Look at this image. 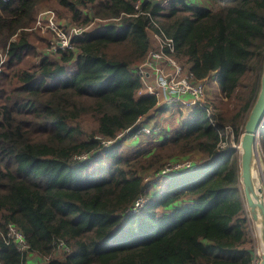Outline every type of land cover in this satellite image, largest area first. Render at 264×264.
I'll return each instance as SVG.
<instances>
[{
	"label": "trees",
	"instance_id": "16d2710c",
	"mask_svg": "<svg viewBox=\"0 0 264 264\" xmlns=\"http://www.w3.org/2000/svg\"><path fill=\"white\" fill-rule=\"evenodd\" d=\"M133 2L0 0V264L31 255L42 264H250L237 150L224 135L238 140L259 90L264 0H173L165 10L144 2L138 11ZM42 6L64 10L68 23L136 14L97 23L50 53L32 42ZM152 21L193 79L215 76L219 91L205 100L210 116L191 107L176 127L153 122L144 141L129 135L124 142L138 145L119 151L124 131L157 106L136 94ZM258 144L264 155V125ZM193 151L200 160L171 173L177 184L160 198L150 192L144 217L126 213L149 169ZM9 223L24 235L22 252L6 243Z\"/></svg>",
	"mask_w": 264,
	"mask_h": 264
},
{
	"label": "built area",
	"instance_id": "2783aa9c",
	"mask_svg": "<svg viewBox=\"0 0 264 264\" xmlns=\"http://www.w3.org/2000/svg\"><path fill=\"white\" fill-rule=\"evenodd\" d=\"M144 2H152L154 4H157L161 10H165L171 5L173 0H134L133 7L138 11ZM145 13L150 16L148 12ZM132 14H136V12L126 13L122 11L117 17H95L92 20L97 19L105 23L109 20H118L122 15ZM91 21L78 25L73 23H64L56 19L55 13L52 9H44L36 14L34 24L32 27H30V29L43 26L52 32L53 36L49 40L48 46L46 47V50L52 53L58 50H66L72 48V39L76 36L84 34L87 30H89ZM152 22L158 28V30H153L152 28H150V30L155 33L159 44L155 47H149L144 57L137 63L135 67L136 74L138 76V86L136 88V94H149L155 96L157 105L162 102L161 104H164L162 105L164 107L168 106L170 103L180 104L187 109H191V107H201L206 111L207 115L210 116L212 110L211 104L205 102V84L193 79V74L188 69V65H186L181 60H178L173 55L175 51L173 39L162 33L155 21ZM2 61L3 58L0 59V70ZM162 99H165V101H162ZM143 126L146 132H150V128L148 127V125L143 124ZM133 128H136L135 131H138L140 129L144 130V128L138 124H135ZM132 129L128 130H130L131 132ZM136 135L137 133L135 134V136ZM232 136L233 135L229 130H227L226 134L224 135L225 138L228 137L229 142L232 140ZM112 142L113 141L107 140L105 142V145L108 146ZM230 143L234 148H236L234 146L235 142ZM221 146L224 147V143H222ZM260 151L261 157H259L258 159V166L259 168H261V172H264V155L261 149ZM168 164L171 165L165 167ZM192 164L193 162L191 160L168 161L162 167L161 171L159 170V172L160 174L166 175L175 171L187 170L192 167ZM241 198L243 205L242 215L246 218L248 224H250L252 217L243 197V193L241 194ZM146 201L147 199L143 195H139L134 200L132 206L126 211V213L134 214V212H136L139 208L148 203V201L147 203ZM249 230L251 233H254L252 226L249 228ZM5 239L6 243L14 244L17 252H22L27 247L22 232L10 223L7 225ZM55 248L61 249L59 251L69 250V248L63 244V242H58ZM261 251L262 247H257L256 254L254 256L251 252L250 264H260Z\"/></svg>",
	"mask_w": 264,
	"mask_h": 264
},
{
	"label": "rangeland",
	"instance_id": "374dc122",
	"mask_svg": "<svg viewBox=\"0 0 264 264\" xmlns=\"http://www.w3.org/2000/svg\"><path fill=\"white\" fill-rule=\"evenodd\" d=\"M44 9H52L54 11L55 17L58 21L63 22V20H64V21H66L64 23H68L67 21H68V18L70 17L69 14L67 12H65L64 10H57L54 7L42 6V7L38 8V11L36 12V14L39 11L44 10ZM69 23H73V24H77V25L83 24V23L77 22V21H71ZM97 23H102V21H99L97 19L92 20L90 23V25H91L90 28ZM31 29H33V31H32V42H33V44L36 47L39 46V48L41 50L46 48L48 46L49 40L53 36L52 32L43 26L42 27H34ZM145 29L148 32L150 47L151 46L152 47L157 46L159 44V42H158V39H157L155 33H153L152 30L148 29V27H145ZM3 57H4V54L2 52H0V59ZM35 59H37V58H34L33 60H35ZM30 63H31V61H30ZM209 78L210 77L207 78L208 80L206 81V84H205V91H206V95H207L205 100H207V98L210 99V97H213L219 91L218 83H217L215 76H212L210 79ZM1 82H3L2 78H1ZM1 85L2 84L0 83V87H1ZM160 100H161V98H160ZM162 101H165V99H162ZM161 103L158 104L156 106V108L153 111H151L147 116H142L141 118H139L138 121L135 122V124H138V125L142 126L143 128H144L143 124L148 125V127L150 128V130H149L150 132H151V125L153 124V122L157 123L155 125V127L157 126L158 128H160L161 126L164 128H167V127L173 128V127L177 126L179 119L182 118L186 113H188V111L186 110V108L184 106H182V109L181 108L178 109V106H176L175 104H171V103L168 106L164 107L163 110H160L159 108L162 105H164ZM134 125L130 129H132L134 127ZM135 129L136 128H133L131 132H130V130H127V131L125 130L126 132L124 131V133L122 134V140H121L123 142L122 148H120L119 151L125 150L126 148H135L138 145V143L130 144L129 143L130 139L128 141L124 142L123 139H126L129 135L131 136V138H134L135 134L137 133V136H138L140 141H144V139L147 137V135H150L149 134L150 132H146L145 128H144V130L140 129L138 131H135ZM242 132H243V127H242L241 131L239 132L238 140H236V141L231 140L232 143L235 142L234 146L236 147L235 149L237 150L236 151V163L238 164L239 171H240V153H239L240 152V147H239L240 144H239V140H240V137L242 135ZM123 137H125V138H123ZM111 145H113V142L110 145H108L107 147H110ZM259 148L260 147L258 144V148L256 150L258 159H259V157H261V155H260L261 151ZM186 155L188 157H186ZM85 159H87V156H85L81 160H85ZM168 159H165L163 164L166 163V161ZM175 160H186V161L191 160L192 162H195L196 160H200V154L198 151H193V152H190L189 154L178 155L177 157H172L170 159V161H175ZM91 165H93V163H91ZM169 165H171V164H168L165 167H167ZM208 168H210V167H208ZM208 168H206V170ZM155 169L156 168L149 169L148 171H150V172L145 173V175H143V177H142L143 183L146 184V187L144 189L145 192L141 193L140 195H143L147 199V201L150 200V192H152L153 190H155L156 192L153 193L151 196L152 197L154 196L153 198H155V197L160 198V196L164 195L163 190L165 189L166 185L170 184L172 186L173 185L175 186L177 184V181H174L172 179V176L170 175L171 173L163 175V174H160V172L155 170ZM258 171H259V174L257 176V179L261 183V187H262V190L264 192V172H261V168H258ZM177 172H179V171H175V173H177ZM172 173H174V172H172ZM159 175H163V176H159ZM180 177H184V176H180ZM185 179H191V178L188 176ZM166 181H167V184L165 183ZM183 181H184V179H183ZM239 181H240V178H239ZM239 184H240L241 190H242L241 181L239 182ZM156 193H157V196H155ZM153 198H151V199H153ZM147 201H146V203H147ZM151 207H152V204L149 206H148V204H145L143 207L139 208L136 212H134L135 217L137 219L144 217L145 216L144 211H146L147 209H149ZM242 213H243V210L241 212V215H242ZM245 220H246V218H245ZM245 223L246 224L244 226V231H245L246 238H247V243L245 245H246V247L248 246L249 248H251L250 251L252 252V255L254 256L256 254L257 247H262L260 240H259L258 228H257V225L252 220V218H251L250 224H248L247 221ZM250 225L252 226L254 233L250 232V230H249V228L251 227ZM131 227H134L133 222H131L129 224L128 228L125 231L129 230ZM250 255H251V253H250Z\"/></svg>",
	"mask_w": 264,
	"mask_h": 264
},
{
	"label": "water",
	"instance_id": "95a60500",
	"mask_svg": "<svg viewBox=\"0 0 264 264\" xmlns=\"http://www.w3.org/2000/svg\"><path fill=\"white\" fill-rule=\"evenodd\" d=\"M264 125V61L260 75V85L255 101L243 125L240 144V181L242 193L252 220L257 225L262 246L260 264H264V192L258 181L259 135Z\"/></svg>",
	"mask_w": 264,
	"mask_h": 264
},
{
	"label": "crops",
	"instance_id": "0c3cea01",
	"mask_svg": "<svg viewBox=\"0 0 264 264\" xmlns=\"http://www.w3.org/2000/svg\"><path fill=\"white\" fill-rule=\"evenodd\" d=\"M176 106H178V109H182V106H180L179 104H175ZM186 108V107H185ZM186 110L188 111V109L186 108ZM232 147V146H230ZM32 258L28 259V262L29 263H26V264H42L43 262L39 260V262H34L35 260V256L34 255H31Z\"/></svg>",
	"mask_w": 264,
	"mask_h": 264
},
{
	"label": "bare ground",
	"instance_id": "6f19581e",
	"mask_svg": "<svg viewBox=\"0 0 264 264\" xmlns=\"http://www.w3.org/2000/svg\"><path fill=\"white\" fill-rule=\"evenodd\" d=\"M261 130H262V128H261Z\"/></svg>",
	"mask_w": 264,
	"mask_h": 264
},
{
	"label": "clouds",
	"instance_id": "9594fccd",
	"mask_svg": "<svg viewBox=\"0 0 264 264\" xmlns=\"http://www.w3.org/2000/svg\"><path fill=\"white\" fill-rule=\"evenodd\" d=\"M183 171V170H182Z\"/></svg>",
	"mask_w": 264,
	"mask_h": 264
}]
</instances>
